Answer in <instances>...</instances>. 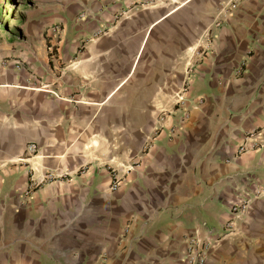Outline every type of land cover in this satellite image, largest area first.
I'll return each instance as SVG.
<instances>
[{
    "label": "crops",
    "instance_id": "1",
    "mask_svg": "<svg viewBox=\"0 0 264 264\" xmlns=\"http://www.w3.org/2000/svg\"><path fill=\"white\" fill-rule=\"evenodd\" d=\"M228 1L95 0L33 87L0 72V264H189L196 235L264 264V0Z\"/></svg>",
    "mask_w": 264,
    "mask_h": 264
},
{
    "label": "rangeland",
    "instance_id": "2",
    "mask_svg": "<svg viewBox=\"0 0 264 264\" xmlns=\"http://www.w3.org/2000/svg\"><path fill=\"white\" fill-rule=\"evenodd\" d=\"M94 1L0 0V72L17 71L25 77L26 85L33 87L47 75L50 56L57 52L52 40L62 39L67 25L88 21L89 6ZM57 27L60 32L54 36ZM168 111L162 109L158 118Z\"/></svg>",
    "mask_w": 264,
    "mask_h": 264
},
{
    "label": "built area",
    "instance_id": "3",
    "mask_svg": "<svg viewBox=\"0 0 264 264\" xmlns=\"http://www.w3.org/2000/svg\"><path fill=\"white\" fill-rule=\"evenodd\" d=\"M240 1L241 0H229L227 6L228 7H234ZM203 55H204V51H202V50H195L193 52V54L191 55L190 60L188 62L187 74L192 72L195 65L203 58ZM173 99H174L175 110H178L181 113V116H180L181 120L186 119L188 117L189 109L191 107L189 97H188V81H187V79L183 83L181 89L177 93H175ZM160 128L161 127L158 126L156 128V132ZM175 129H176V127H172L171 132L174 133ZM153 144H154L153 140L149 139L145 143V148L149 149ZM29 151L31 153H37V149L34 145L29 146ZM133 164H134V162H133ZM31 172L33 173L32 168H31ZM49 178L54 179V178H56V175L53 173H48V174H46L43 181L47 180ZM32 182H34V181H32ZM248 206H249V201L246 199L242 200V201L235 203L231 206V212L234 215H238V216L242 215L247 211ZM209 249H210V244L208 242L204 241L198 235L192 236V237L187 239V251L185 254V258L189 264H205L207 261V258H208Z\"/></svg>",
    "mask_w": 264,
    "mask_h": 264
}]
</instances>
